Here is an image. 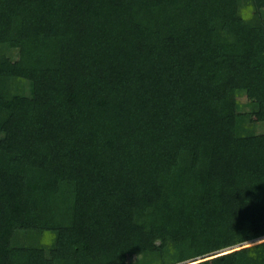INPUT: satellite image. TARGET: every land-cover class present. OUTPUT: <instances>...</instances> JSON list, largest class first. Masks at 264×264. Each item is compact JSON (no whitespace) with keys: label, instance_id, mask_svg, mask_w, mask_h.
Listing matches in <instances>:
<instances>
[{"label":"trees","instance_id":"1","mask_svg":"<svg viewBox=\"0 0 264 264\" xmlns=\"http://www.w3.org/2000/svg\"><path fill=\"white\" fill-rule=\"evenodd\" d=\"M0 264H264V0H0Z\"/></svg>","mask_w":264,"mask_h":264},{"label":"rangeland","instance_id":"2","mask_svg":"<svg viewBox=\"0 0 264 264\" xmlns=\"http://www.w3.org/2000/svg\"><path fill=\"white\" fill-rule=\"evenodd\" d=\"M16 61V57L15 56H13V57H11V59H10V62H15ZM240 102H241V104H240V109L241 110H247L246 108H247V105H246V101H245V98H244V96H242V98L240 99ZM257 128V130H262L261 128H262V126H257L256 127Z\"/></svg>","mask_w":264,"mask_h":264}]
</instances>
